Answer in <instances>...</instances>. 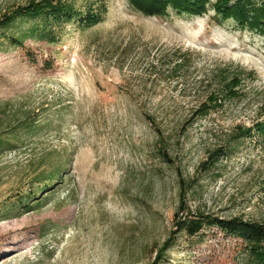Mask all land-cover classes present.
Returning <instances> with one entry per match:
<instances>
[{"label":"rangeland","instance_id":"rangeland-1","mask_svg":"<svg viewBox=\"0 0 264 264\" xmlns=\"http://www.w3.org/2000/svg\"><path fill=\"white\" fill-rule=\"evenodd\" d=\"M218 1L149 16L131 0H0V21L56 5L0 26V264H153L182 182L181 218L205 221L161 264H257L209 221L264 223V22Z\"/></svg>","mask_w":264,"mask_h":264},{"label":"trees","instance_id":"trees-1","mask_svg":"<svg viewBox=\"0 0 264 264\" xmlns=\"http://www.w3.org/2000/svg\"><path fill=\"white\" fill-rule=\"evenodd\" d=\"M211 0H131L133 6L139 11L149 15V16H159L165 14L168 9L172 8L179 13H186L189 15H202L207 11V6L209 5ZM232 3V4H231ZM254 5L253 0H219L216 6V9L219 13H228L230 17H236L240 23L246 24L247 19L251 18L250 14L258 13L261 17L256 21V27L259 28V24L264 22V15L262 13L264 10H256V7H252ZM56 5L53 2H32L28 5L21 6L17 10H15L10 16H7L4 20L0 21V26L6 25L10 22H13L17 19H25L30 15L34 14L36 10L43 9H52ZM255 8V9H253ZM65 16L71 18V13L66 12ZM249 23V22H248ZM251 24V23H249ZM10 41H12L13 45L16 48H21L24 46L23 43L19 42L15 35L10 36ZM240 77L239 75H235L233 81L237 80ZM235 82H233L234 84ZM230 85L227 84L225 86L226 95H230L231 89H229ZM206 107H203L197 111L196 116H199ZM152 120V118H150ZM152 124H156L154 120ZM160 129V128H159ZM239 137V136H238ZM226 146H221L218 150L211 154L210 160L211 162H205L202 165V168L207 169L209 165H213V163H217L221 160V158L227 154ZM53 181L57 180V176L51 178ZM64 181V180H63ZM184 182H182V189L180 194L181 206L179 211L175 215L176 226L178 231H174L170 238L165 243V246L159 251L156 261L153 264H161V261L165 259V256L170 248H172L176 234L180 233L182 230H192L193 224H204L205 220H190L181 218L180 214L184 211L185 207V194H184ZM42 201H38L33 204V206H40ZM209 224L212 226H216L221 231L228 233L231 237L241 240L243 242H247L251 245V253L254 257L257 264H264V223L259 222H250L245 221L239 217L232 219H221V218H211ZM3 252V251H2Z\"/></svg>","mask_w":264,"mask_h":264}]
</instances>
